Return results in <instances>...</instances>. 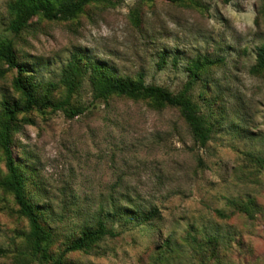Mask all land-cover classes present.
I'll return each mask as SVG.
<instances>
[{"label":"rangeland","instance_id":"1","mask_svg":"<svg viewBox=\"0 0 264 264\" xmlns=\"http://www.w3.org/2000/svg\"><path fill=\"white\" fill-rule=\"evenodd\" d=\"M0 0V41L12 39L40 95L82 113L34 107L17 115L12 148L26 178V193L47 216L49 257L31 248L30 224L11 190L0 187V264H153L156 246L171 238L179 255L170 264H201L188 233L218 235L223 264H264V69L256 67L264 43V0H104L75 17L36 16L19 34L8 28V3ZM167 53L163 63L160 56ZM208 56L205 99L192 96L212 123L202 144L176 107L149 99H95L90 64L121 76L180 92L192 59ZM80 61L88 70L75 90L63 70ZM18 70L0 60L3 101H20ZM8 174L0 147V180ZM253 197V217L230 204ZM159 209L140 226L131 218ZM222 209L228 214H215ZM103 220L106 235L88 250L67 251L86 225Z\"/></svg>","mask_w":264,"mask_h":264},{"label":"trees","instance_id":"2","mask_svg":"<svg viewBox=\"0 0 264 264\" xmlns=\"http://www.w3.org/2000/svg\"><path fill=\"white\" fill-rule=\"evenodd\" d=\"M93 1L104 0H11L8 3V11L11 15L8 28L14 34H19L24 30L36 16L47 20H66L77 16L84 7ZM167 53L164 51L160 56L164 63ZM0 60L18 70V76L14 79V87L22 96L20 101H3V118L0 123V147L3 149L7 176L0 180V187H5L12 191L14 199L19 207V212L24 215L30 224L28 235L29 243L36 254H41L44 259L49 257L48 245L52 238V231L47 225V216L37 204L32 202L26 193V178L23 170L17 164L12 148L13 131L17 121V115L21 112H28L34 107H52L63 109L68 116L74 117L83 112L82 107L68 109L65 102L54 101L49 94L40 95L34 81L29 80V70L23 63L19 62L14 50L12 39L6 37L0 41ZM256 67L264 69V43L257 48ZM213 62L208 56L192 59L188 66L190 79L185 87L178 93L170 89L146 83L144 76L140 74L137 78L117 75L103 63L92 62L89 78L93 87L95 99L108 100L113 96L127 97L130 99H149L158 107L172 106L178 108L181 115L187 122L194 138L205 144L212 134V123L209 114L202 110L198 101L192 96L195 85L199 84L198 96L204 98L208 86V80L203 77L205 67ZM88 70V65L76 60L63 70L62 83L65 84L69 93L73 92L79 83L78 78ZM230 204L239 211L245 212L253 217L258 208V203L253 197L247 200L231 199ZM159 209L153 207L149 212L139 214L131 211L130 216L136 220L140 226L148 224L152 226V221L159 216ZM215 214L221 218L228 214L222 209H216ZM106 235L115 236L117 232L109 228L107 224L100 220L97 226L86 225L78 236L70 240L67 251L88 250L97 241ZM196 251L198 261L201 264H223L225 257L222 245L223 241L218 235L209 234L198 237L193 233H188L184 238ZM3 249L0 247V254ZM179 255V248L171 238L165 243L156 246L152 254L153 264H170Z\"/></svg>","mask_w":264,"mask_h":264}]
</instances>
